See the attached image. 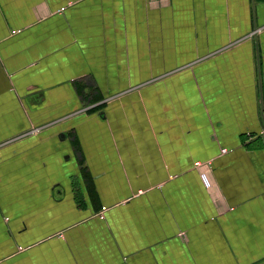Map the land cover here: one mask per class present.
<instances>
[{
    "label": "crops",
    "instance_id": "0c3cea01",
    "mask_svg": "<svg viewBox=\"0 0 264 264\" xmlns=\"http://www.w3.org/2000/svg\"><path fill=\"white\" fill-rule=\"evenodd\" d=\"M0 264H264V0H0Z\"/></svg>",
    "mask_w": 264,
    "mask_h": 264
},
{
    "label": "built area",
    "instance_id": "2783aa9c",
    "mask_svg": "<svg viewBox=\"0 0 264 264\" xmlns=\"http://www.w3.org/2000/svg\"><path fill=\"white\" fill-rule=\"evenodd\" d=\"M34 132H35V131H33V133H34ZM222 153L225 154V153H226V150H223ZM197 167H199V164H197ZM198 170H199V169H198ZM201 177H202V179L204 180L205 184L208 186V181H207V179H206V176H205L204 174H201ZM106 211H107V209H103V210L100 212V214H99V218H100V219H104V215H105Z\"/></svg>",
    "mask_w": 264,
    "mask_h": 264
}]
</instances>
